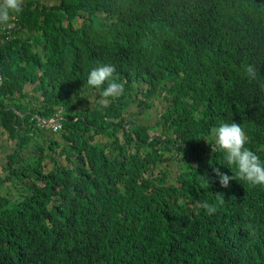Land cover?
I'll return each mask as SVG.
<instances>
[{"label": "trees", "instance_id": "1", "mask_svg": "<svg viewBox=\"0 0 264 264\" xmlns=\"http://www.w3.org/2000/svg\"><path fill=\"white\" fill-rule=\"evenodd\" d=\"M22 7L0 31V264H264V186L222 187L213 168H235L210 145L234 121L264 161V0ZM98 63L124 85L107 106Z\"/></svg>", "mask_w": 264, "mask_h": 264}, {"label": "clouds", "instance_id": "2", "mask_svg": "<svg viewBox=\"0 0 264 264\" xmlns=\"http://www.w3.org/2000/svg\"><path fill=\"white\" fill-rule=\"evenodd\" d=\"M23 4L24 0H0V31L11 33L16 30L14 15L23 11ZM243 71L245 78L250 82L257 80L258 69L255 64L245 63ZM115 72L116 66L110 63H98L88 72V86L103 89L100 92L102 97L100 104L103 106H107L109 98H119L123 94L124 85L113 79ZM0 75L3 80L1 73ZM211 134L214 137V143H209L212 153H223L227 167L231 170L233 166L235 168L231 176L218 167L213 168V173L222 187H228L233 179L244 181L252 186H264V161L253 150L246 147L248 137L239 123L222 122L211 129ZM201 206L207 215H213L217 211L216 206L207 201Z\"/></svg>", "mask_w": 264, "mask_h": 264}, {"label": "rangeland", "instance_id": "3", "mask_svg": "<svg viewBox=\"0 0 264 264\" xmlns=\"http://www.w3.org/2000/svg\"><path fill=\"white\" fill-rule=\"evenodd\" d=\"M45 3H54L55 0H42ZM156 108L151 110L149 112V116L146 118V121L150 124H155L157 120L159 119V112L161 111V104L160 102H156L155 104ZM132 109L134 111L138 110L137 105H133ZM54 135V132L48 133V136L52 137ZM36 141L39 142L41 141V138H36ZM13 151L12 147V140L9 139L7 136H2L0 137V174L3 173V166L6 164V155H8L10 152Z\"/></svg>", "mask_w": 264, "mask_h": 264}, {"label": "built area", "instance_id": "4", "mask_svg": "<svg viewBox=\"0 0 264 264\" xmlns=\"http://www.w3.org/2000/svg\"><path fill=\"white\" fill-rule=\"evenodd\" d=\"M2 82V77L0 75V83ZM61 116H57L54 118H51L49 120H42L41 121V127L45 128V127H49L51 128L53 131L57 132L62 128V124L60 122Z\"/></svg>", "mask_w": 264, "mask_h": 264}]
</instances>
